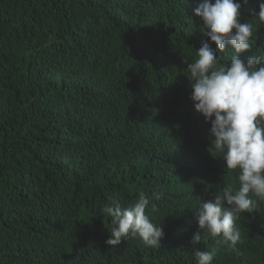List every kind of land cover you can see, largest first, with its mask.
I'll return each instance as SVG.
<instances>
[{
    "label": "trees",
    "instance_id": "1",
    "mask_svg": "<svg viewBox=\"0 0 264 264\" xmlns=\"http://www.w3.org/2000/svg\"><path fill=\"white\" fill-rule=\"evenodd\" d=\"M201 2L0 0V264H196L199 200L239 186L191 100L187 66L209 39ZM238 2L256 25L242 55H264L258 0ZM232 54L217 50L221 64ZM140 193L161 246L105 245L104 205ZM252 199L238 252L202 232L213 264H264V200Z\"/></svg>",
    "mask_w": 264,
    "mask_h": 264
},
{
    "label": "clouds",
    "instance_id": "2",
    "mask_svg": "<svg viewBox=\"0 0 264 264\" xmlns=\"http://www.w3.org/2000/svg\"><path fill=\"white\" fill-rule=\"evenodd\" d=\"M258 7L253 17L264 24V0H258ZM241 10L238 0H202L194 9L209 39L196 50L197 58L187 66L191 100L195 110L211 125L212 148L221 154L228 170H238L239 185L237 188L232 183L225 184L219 187L214 200H199L198 230L189 241L195 249L196 264H213L216 254L215 250L196 248L202 232L219 237L218 244L238 252L242 237L236 221L242 214L254 212L253 196L264 200V55L243 57L251 51L256 25L241 22ZM226 48H231L233 54L230 63L221 64L217 50L223 52ZM153 195L160 199L162 193ZM149 204L144 193L127 207L118 198L105 204L102 213L109 222L105 245L117 247L132 238L146 247L159 248L165 233L161 224L156 225L146 214Z\"/></svg>",
    "mask_w": 264,
    "mask_h": 264
}]
</instances>
